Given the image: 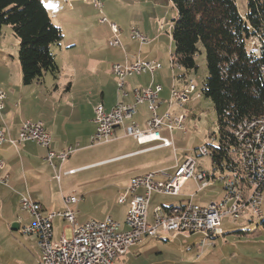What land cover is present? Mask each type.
Segmentation results:
<instances>
[{
  "label": "rangeland",
  "instance_id": "1",
  "mask_svg": "<svg viewBox=\"0 0 264 264\" xmlns=\"http://www.w3.org/2000/svg\"><path fill=\"white\" fill-rule=\"evenodd\" d=\"M42 1L54 23L60 26L63 31V40L59 44L52 45V51L56 54V61L61 69L58 80L61 83L69 82L74 76L79 83L87 84L84 88H89L91 94L87 95L86 90L81 101L90 104L93 109L94 105L101 102L102 97L108 109H112L119 100L118 77L112 67L113 63L124 62L125 53L115 49L118 47L111 48L108 43L112 36L110 22H114L120 27L124 43L129 42L130 48H127L126 52L130 56L148 52L157 55L159 60L164 63V69L155 73L154 80L149 73L132 75L129 77L131 80L143 86L150 84L152 80L155 83H162L165 87L163 95L169 98V91L176 77L186 73L187 78L192 79L196 84L197 92H202L207 77V66L203 52L197 57L198 68L196 70L187 71L178 65L173 66L174 43L171 31L173 19L177 13L171 0ZM237 3L239 10L245 12L246 0H237ZM48 5H52V7H48ZM104 16L107 17L108 22H101V18ZM133 29L147 35L151 41L141 47L138 41L135 42L130 39ZM2 33V38L5 39L8 47L14 49V39H17L19 50V39L14 35L9 25L3 26ZM176 81L179 86L181 83L177 79ZM196 93L187 102L186 108L189 111L184 120V127L175 129L172 138L169 137L173 140L174 146L137 157L133 159L134 163L140 161V163L149 164L151 170H154L151 172L164 171L168 175H173V166L176 162L183 163L187 154L191 155L195 148L206 144L213 146L219 144L220 134L213 103L203 95L197 97ZM81 96L82 93L79 92L77 98L79 99ZM49 108L52 107L49 105ZM140 108L142 109V106ZM175 111L178 114L182 112L179 108H176ZM93 134L89 133L88 136H85L86 140L84 141L77 143L75 140L73 142L79 148L68 159L70 164L67 163L65 168L76 167L111 156L114 145H110L113 143L93 144L91 141ZM195 159L197 162L196 170L201 167L209 172L213 171L211 155L195 156ZM218 174H221V171ZM124 178V176L115 174V171L111 170L109 166L64 176L62 191L58 185V193H56L54 187L51 202L57 204L64 202L65 196L74 193L80 197L77 205L78 218L86 221L90 218L102 220L108 216H113L120 222H124L125 206L118 203V197L125 192L117 194L113 191L114 185ZM181 193L180 196H173L155 192L152 204L148 209L149 221H152L153 218L155 202L166 204L177 202L181 198H191L193 203L209 205L211 202L221 201L225 196V189L223 183L219 181H213L210 186L199 189L195 180L190 179L184 184ZM5 204L6 206L0 201V264H36L38 255H41L38 242L30 240L29 236L31 235L29 234H21L19 233L20 230H12L11 227H6V211L12 207L13 203L7 200ZM18 217H21L23 222H27L31 215L25 211L20 213ZM263 218L264 215L255 218L250 223L243 219L234 220L226 217L222 221L221 227L225 232L232 231L234 228L247 231L263 230V226L259 224ZM64 230L66 236L70 238L72 235L71 225L57 219L55 221L54 240H57ZM14 234H18L17 237ZM201 235V233L174 232L168 233L164 240L148 241L146 239L139 252L134 251L135 248H130L122 264H261L254 259L257 257L255 252H250L248 255V257L250 256L249 262L235 259L232 256V251L240 243H236L235 238L231 235H220L214 238L211 245L207 246L203 252H196V249L194 252H187L188 246L193 247L201 242ZM251 239L253 238L250 236L249 240L245 238L243 241H248L247 243L250 244L254 240L249 242Z\"/></svg>",
  "mask_w": 264,
  "mask_h": 264
},
{
  "label": "built area",
  "instance_id": "2",
  "mask_svg": "<svg viewBox=\"0 0 264 264\" xmlns=\"http://www.w3.org/2000/svg\"><path fill=\"white\" fill-rule=\"evenodd\" d=\"M101 22H108L107 17H102ZM109 25L112 31L109 45L122 47L120 27L114 22H110ZM131 34V38L141 45L151 41L147 35L138 30L133 29ZM250 47L260 56L259 39L252 38ZM162 66L158 60L139 58L128 64H113L112 70L118 77L120 97L110 110H106L103 103L94 105L93 122L96 131L91 137L93 144L111 141L115 129L123 125L126 120H131L126 126V133L139 142L161 140L164 146L173 145V141L161 137L158 130L163 126L170 130L184 127V120L188 115L185 105L197 92V86L192 79L182 88L173 85L171 89L170 107L178 105L183 109L176 117H173L169 111L163 115L158 114L160 93L163 91L160 83L152 81L148 85L134 87L131 89L134 102L124 101L129 95L127 78L143 73L154 76ZM261 72L264 81V63ZM201 95L202 92L196 93L197 97ZM6 96L5 90L0 87V111L4 107ZM144 102L148 103L151 117L147 120V128L142 130L132 119L137 113L138 105ZM232 134L235 140L228 149L229 158L233 163L232 169L221 170L213 166L212 172L196 170L195 156L211 155L214 151L212 144H206L195 148L193 153L177 166L173 175L160 171L132 177L126 192L118 198L119 203H123L127 195L130 196L125 229H122L121 223L111 216L104 220L90 219L78 224L73 205L80 199L74 193L64 197L65 208L58 211H46L41 203L23 196L20 199L21 210L27 211L32 221L20 228L23 233L37 238L41 253L38 264H118L119 258L130 247L141 243L145 237H160L170 232L203 234L198 246L202 249L205 245L211 244L214 238L223 234L221 226L224 218L252 222L255 218L263 216L264 116L241 120L232 129ZM24 141H34L48 149L46 160L58 170L55 177L59 181L62 177V164L79 148L78 145H71L59 151L51 149V134L40 120L25 121L17 139L9 138L0 130V145L5 142L18 145ZM4 166L5 162L0 158V170H3ZM218 170H221L222 174H218ZM75 172V169H71L65 173ZM190 179L195 180L199 189L206 188L213 181L222 182L225 189L224 198L209 205L196 204L191 199L169 206L158 205L153 208V218L149 221L148 209L152 193L179 195L184 184ZM7 183V175L0 177V184ZM57 217H61L72 226L70 238L63 232L57 240H54V220ZM191 249V246L187 247V250Z\"/></svg>",
  "mask_w": 264,
  "mask_h": 264
},
{
  "label": "crops",
  "instance_id": "3",
  "mask_svg": "<svg viewBox=\"0 0 264 264\" xmlns=\"http://www.w3.org/2000/svg\"><path fill=\"white\" fill-rule=\"evenodd\" d=\"M2 32H3V27L0 33V87H2L5 90L7 96L5 99L4 107L0 111V130L4 131L9 138L17 139L19 136L20 128L22 127L25 121L40 120L44 123L45 128L51 134L52 142L50 148L53 150L59 151L68 146L74 145L73 142L75 140H77L76 141L77 143L79 141L86 140L85 136H88L89 133L93 134V132L96 130L95 123L93 122V118H94L93 107L90 106V104L81 101V99H83V97L85 96L84 93L86 90H87L86 92L87 95L91 94V90L89 88H84V86H86L87 84L79 83V81L74 76L71 78L72 79L71 81L61 83L58 80L60 74L56 79L52 74L47 73L41 82L34 81L30 85H25L23 83L22 69L18 57V40L14 39L15 40L14 49L8 47L7 46L8 44L5 41V39L2 38L3 36ZM130 39L136 42V40L132 39L131 37ZM121 40L123 44L122 47L115 48L125 53V59L123 60L124 62H122L121 64L132 63L138 58L143 60H158L163 65L162 68L158 70V72L164 69V63L161 60H159V58L155 54L148 52H144V53L141 52L139 54H133L132 56H130L126 52V49L130 48L129 42L124 43L122 36H121ZM140 46L142 47L143 45L140 44ZM60 73H61V69H60ZM152 77H153L152 79L154 80L155 75ZM176 79L179 80V83H181L179 86L177 84ZM176 79L174 80L173 85H176V87L178 88L184 87L186 82L189 80L187 78L186 73L180 74L178 77H176ZM133 82H134L133 80L127 78V91L129 92V95L126 98H124L125 102H129V103L134 102V97L133 94L131 93V89L134 87L143 86V85H138L136 82H134L133 84ZM162 86H163V91L160 93V104L158 108V114L163 115L167 111H169L173 117H176L178 115V113L175 111L176 108H179L181 110L183 109L178 105H172L170 107L169 102H170L171 90L169 91V98H168L165 95H163L165 91V87L163 84ZM79 92L82 93V96L78 99L77 97H79ZM118 96L120 97L119 91H118ZM100 103H103L106 110L111 109V108L108 109L105 106L103 97ZM49 105L52 108H49ZM140 106H142V109L140 108ZM186 109L189 111L188 108ZM150 117H151V111L149 110L148 103L144 102L138 105L137 113L133 117L132 121L134 120L138 124L140 129L145 130L147 128V120ZM130 122L131 120H126L123 125L118 126L114 131L113 139L107 142V143H113L110 146L114 145L112 147L114 149L111 151L110 157L69 168H65L66 164L69 163L68 162L69 160H66L61 167L62 177L60 181L57 180V178L55 177L58 170L53 168L46 160V155L48 152L47 148L37 144L34 141H24L18 145H14L10 142H5L1 144L0 158L4 160L5 166L3 170H0V177L7 175L8 183L6 185L0 184V201L3 202L4 206H6L5 201L7 200L13 203L12 207L8 208L6 211V215H7V222H5L6 227H11L12 230H18V231L20 230L19 233L24 234L20 227L29 224L32 221V217L27 222H23L22 218L18 217L20 213L25 212L20 209V199L23 196H27L31 200L41 203L46 211H53L54 209L63 210L65 208L64 202L58 204L52 203L51 196L54 187H55L54 189L56 190L55 192L58 193L57 191L58 185H59L58 187L62 191V181H63L62 179L64 176L73 175L77 172H82L84 170H90L102 166H109L111 170L115 171V174H119L120 176L125 177L124 179H122L121 181L117 182L114 185L115 189L113 187V191L116 192L117 194H120L122 192L123 193L126 192V189L129 186L132 177L145 175L147 173H150L151 171H154L151 170L149 164H143L140 163V161L134 163L133 159L144 156L145 154L150 152L171 148L174 146V144L172 146H164L162 145L161 140H152L141 143L136 138L126 133V126L129 125ZM175 129L178 128L175 127L172 130H170L167 127L163 126L158 131L161 137L172 138L173 131ZM188 155L190 154H187V156ZM178 165H179V161H177L176 164L173 166L174 171L176 170ZM113 166H115V168H113ZM71 169H75L76 172L73 174L65 173ZM198 170L207 171L201 167ZM220 171L218 170V172ZM181 191L179 195H173V196L182 195ZM154 193H152L151 195L149 207L152 204ZM157 194H161V193H157ZM82 196L84 197V195ZM129 199L130 196L127 195L125 202L119 203L118 201L120 205L125 206V218L129 207ZM190 199L191 198H187V199L181 198L177 202L166 203V204L155 202L154 207L158 205L169 206L175 203H184L186 201H189ZM78 203L73 205V208L76 211L77 223L82 224L90 219H94V218H90L88 220L86 219L85 221L78 218V214H79V210L77 209ZM111 217L117 220L113 216ZM57 219H60L61 221H63V223H67L61 217H57L54 220V229H55V221ZM117 221L120 222L119 220ZM14 223H18L17 227L15 228L12 227ZM120 223L122 229H125L126 228L125 220L124 222H120ZM261 226H263V230L257 229L253 231H247L241 228H234L232 229V231H228V232L223 231L222 234L223 236L231 235L235 238L236 243H240V245L239 246L236 245L237 247L235 246V249L232 251V256L235 259H241L244 262H249L250 256L248 257V255L250 254V252H255L257 257L254 259H256V261L260 262L261 264H264V258H263L264 257V238H263L264 224H261ZM63 232H65L66 234L65 230L62 231L61 234ZM170 233H174V232H170ZM167 234L168 233H165L160 237H145L141 243L132 246L130 248H135L134 251L139 252V250L143 247L141 245L143 244L144 240L146 239H148V241H152L154 239L164 240V237H167ZM17 235L18 234H14L15 237H17ZM250 236L254 239V240L251 239L249 241L252 242L253 240L252 243L248 244L247 243L248 241H243V239L245 238L249 240ZM29 238L30 240L38 242L37 238L33 235L29 236ZM201 238L203 239V234L201 235ZM210 245L211 244L205 245L202 249H200V247H198L199 246L198 243L197 245H194L191 250H187V252L190 253L194 252L195 249L196 252H200V251L203 252V250H205V248ZM127 252L119 258L118 264H122L125 261V256ZM39 259H40V255H38L36 264L39 263Z\"/></svg>",
  "mask_w": 264,
  "mask_h": 264
},
{
  "label": "trees",
  "instance_id": "4",
  "mask_svg": "<svg viewBox=\"0 0 264 264\" xmlns=\"http://www.w3.org/2000/svg\"><path fill=\"white\" fill-rule=\"evenodd\" d=\"M176 9L172 24L173 63L187 71L198 68L205 54L207 77L202 95L213 103L219 144L211 154L213 166L232 169L228 149L232 129L245 118L264 116V0H246L241 12L237 0H171ZM9 25L19 39L18 57L23 83L41 82L47 73L56 79L60 67L52 45L64 36L42 0H0V33ZM260 41V56L250 41ZM259 224H264V218Z\"/></svg>",
  "mask_w": 264,
  "mask_h": 264
},
{
  "label": "water",
  "instance_id": "5",
  "mask_svg": "<svg viewBox=\"0 0 264 264\" xmlns=\"http://www.w3.org/2000/svg\"><path fill=\"white\" fill-rule=\"evenodd\" d=\"M17 224H18V223H14L12 227H13V228L17 227Z\"/></svg>",
  "mask_w": 264,
  "mask_h": 264
},
{
  "label": "snow or ice",
  "instance_id": "6",
  "mask_svg": "<svg viewBox=\"0 0 264 264\" xmlns=\"http://www.w3.org/2000/svg\"><path fill=\"white\" fill-rule=\"evenodd\" d=\"M48 7H52V5H48Z\"/></svg>",
  "mask_w": 264,
  "mask_h": 264
}]
</instances>
